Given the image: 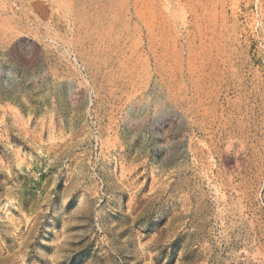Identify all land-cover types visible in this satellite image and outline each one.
Masks as SVG:
<instances>
[{"label": "rangeland", "instance_id": "rangeland-1", "mask_svg": "<svg viewBox=\"0 0 264 264\" xmlns=\"http://www.w3.org/2000/svg\"><path fill=\"white\" fill-rule=\"evenodd\" d=\"M0 264H264V0H0Z\"/></svg>", "mask_w": 264, "mask_h": 264}]
</instances>
